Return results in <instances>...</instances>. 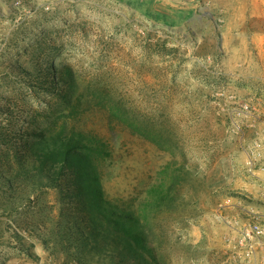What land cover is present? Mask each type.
I'll use <instances>...</instances> for the list:
<instances>
[{
	"label": "rangeland",
	"instance_id": "rangeland-1",
	"mask_svg": "<svg viewBox=\"0 0 264 264\" xmlns=\"http://www.w3.org/2000/svg\"><path fill=\"white\" fill-rule=\"evenodd\" d=\"M16 1L0 0V107L17 127L95 136L103 197L140 217L157 264H249L236 230L264 211V22L250 0ZM35 63L72 85L21 80ZM45 199L69 207L57 188ZM21 219L0 213V264L104 263L46 250Z\"/></svg>",
	"mask_w": 264,
	"mask_h": 264
},
{
	"label": "trees",
	"instance_id": "trees-1",
	"mask_svg": "<svg viewBox=\"0 0 264 264\" xmlns=\"http://www.w3.org/2000/svg\"><path fill=\"white\" fill-rule=\"evenodd\" d=\"M33 66V70L19 66V77L34 82L33 87L52 91L72 85L67 69L58 72L41 68L37 63ZM0 114L5 116L0 123L2 215H22L25 230L45 231L47 237L42 244L46 250L50 243L69 254L74 250L80 256L76 260L80 263L88 256L102 258L103 264H150V259L158 263L140 217L129 209H119L103 197L100 176L91 167L88 153L100 150L95 136L57 131L38 133L30 140L33 133L17 127L15 111L9 106L0 107ZM55 188L69 206L66 211L59 209L57 215L52 214V207H47L45 199L47 191ZM161 192L158 184L150 187L144 206L160 201Z\"/></svg>",
	"mask_w": 264,
	"mask_h": 264
},
{
	"label": "built area",
	"instance_id": "built-area-1",
	"mask_svg": "<svg viewBox=\"0 0 264 264\" xmlns=\"http://www.w3.org/2000/svg\"><path fill=\"white\" fill-rule=\"evenodd\" d=\"M16 4L20 5L21 0H17ZM251 153L253 156L261 155L256 149ZM247 215L249 219L241 222L236 230V245L249 264H264V211L249 208Z\"/></svg>",
	"mask_w": 264,
	"mask_h": 264
},
{
	"label": "crops",
	"instance_id": "crops-1",
	"mask_svg": "<svg viewBox=\"0 0 264 264\" xmlns=\"http://www.w3.org/2000/svg\"><path fill=\"white\" fill-rule=\"evenodd\" d=\"M250 3L252 4L250 16L260 18L264 22V0H250ZM255 35L264 43V27Z\"/></svg>",
	"mask_w": 264,
	"mask_h": 264
},
{
	"label": "water",
	"instance_id": "water-1",
	"mask_svg": "<svg viewBox=\"0 0 264 264\" xmlns=\"http://www.w3.org/2000/svg\"><path fill=\"white\" fill-rule=\"evenodd\" d=\"M188 1H191V0H188Z\"/></svg>",
	"mask_w": 264,
	"mask_h": 264
}]
</instances>
